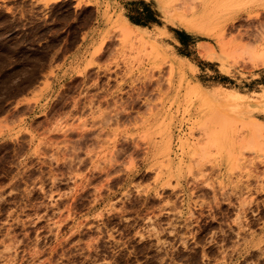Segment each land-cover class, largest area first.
I'll return each instance as SVG.
<instances>
[{
	"label": "rangeland",
	"instance_id": "374dc122",
	"mask_svg": "<svg viewBox=\"0 0 264 264\" xmlns=\"http://www.w3.org/2000/svg\"><path fill=\"white\" fill-rule=\"evenodd\" d=\"M239 1L209 35L169 15L201 0L155 4L169 41L123 4L0 0V264H264V0Z\"/></svg>",
	"mask_w": 264,
	"mask_h": 264
},
{
	"label": "bare ground",
	"instance_id": "6f19581e",
	"mask_svg": "<svg viewBox=\"0 0 264 264\" xmlns=\"http://www.w3.org/2000/svg\"><path fill=\"white\" fill-rule=\"evenodd\" d=\"M54 1H57V0H54ZM168 1V0H167ZM239 1V0H238ZM238 1L237 0H201V6H200V10L199 11H193V8L196 6L195 4H193V8L191 9L193 12H190V13H192V14H190V13H187V12H189L188 10H186V8H188V7H186L185 8V10L187 11H181V12H178V13H175V11L173 10V12L171 11V14H170V11H169V15L171 16V19H172V21L177 25V26H179V27H181V28H183V29H185L186 31H189V32H192V33H199V34H203V35H209L210 33V31H207L208 30V28L206 29V27L207 26H209L210 25V23H212L215 19H219V17L223 14L224 15V12H225V14H226V12L228 11V10H230V11H232L233 10V8L234 7H236L239 3H240V1H239V3H238ZM238 3V4H237ZM242 3V2H241ZM241 3H240V7H241ZM161 5H164V7L165 6H169V4H161ZM171 6L173 5V4H170ZM195 5V6H194ZM243 5H245V4H242V6ZM175 6H177V5H174V7ZM178 7H180V6H178ZM198 7V6H197ZM239 7V5L237 6V10H235V11H238V8H240ZM190 8V7H189ZM242 8V7H241ZM176 9V8H175ZM178 9V8H177ZM180 9V8H179ZM195 9V8H194ZM166 12V11H165ZM167 14H168V12H166ZM229 13V12H228ZM191 15V16H190ZM229 15V14H228ZM224 17H225V15H224ZM224 17H223V19H224ZM221 18V17H220ZM226 18V17H225ZM218 21V20H217ZM212 26V25H211ZM214 26V25H213ZM217 27V26H216ZM223 27V26H222ZM211 31L213 30V29H210ZM38 91V90H37ZM79 105V104H78ZM77 105V106H78ZM147 105V104H146ZM74 107H76V106H74ZM146 107V106H145ZM214 107V106H213ZM32 108V107H31ZM100 108V107H99ZM66 110V109H65ZM215 110H219V109H215ZM126 111V110H125ZM117 112V111H116ZM122 112V111H121ZM124 112V111H123ZM221 114H222V112H221ZM217 115V113L216 114H213V113H211L210 115H209V117L207 118L208 119V121H207V123H205L203 126L205 127V128H207V127H209L210 125H212L211 123H213V122H215L216 121V125H217V122L219 123V125H220V129H218L217 128V131H214V130H212V129H210V133L209 132H207V134H213L214 136V139H213V144L214 145H218V149H219V153L221 154V155H225L226 157H227V159H228V161L229 160H231L232 159V150H233V148H232V139L231 138H229L228 137V135H226L225 133H223V131H224V127H225V121L224 122H222V120L224 119L225 120V118H227L228 120H227V122H229V120L231 119H229V117H226L228 114L227 113H225L224 112V114H226V116L224 115V114H222V115ZM201 115V114H200ZM117 117V116H116ZM202 118V117H201ZM37 121V120H36ZM232 121V120H231ZM231 121H230V123H231ZM226 122V123H227ZM223 123V124H222ZM229 123V124H230ZM56 125V124H55ZM219 125H218V127H219ZM227 125V124H226ZM59 127V126H58ZM216 127V126H215ZM57 128V127H56ZM249 130H250V133L251 134H255V137L258 139L259 138V131L260 130H263L264 131V124H262V123H260L259 121H255L251 126H250V128H249ZM65 131V130H64ZM63 131V132H64ZM214 131V132H213ZM263 131H261V132H263ZM160 134V133H159ZM236 134V133H235ZM209 135H206L205 134V136L206 137H211V136H209ZM255 137H252V135L250 136V138H248V140L250 141V143L251 142H253V141H251V140H253V139H256ZM51 138V137H50ZM253 138V139H252ZM52 139V138H51ZM164 139V138H163ZM208 139V138H207ZM244 139V138H243ZM243 139L242 140H239V141H243ZM49 140V139H48ZM212 140V139H211ZM259 140V139H258ZM258 140H257V142H258ZM261 140V139H260ZM51 141V140H50ZM236 141V140H235ZM146 142H147V144H148V147H149V151L146 153V159L148 160V159H151V158H153V157H156V156H165V155H168V152H169V143H168V141H165V142H155L154 140H153V138L152 137H148L147 138V140H146ZM247 142V141H246ZM136 143V142H135ZM237 143H238V141H237ZM261 143V142H260ZM262 144V143H261ZM139 145V144H138ZM136 146V145H135ZM145 146V145H144ZM141 147V146H140ZM146 148V147H145ZM138 149V148H137ZM242 149V148H241ZM140 150V149H139ZM145 152V151H144ZM234 152V151H233ZM217 154H218V152H217ZM130 155H131V153H130ZM236 156V155H235ZM235 158V157H234ZM239 159V158H238ZM237 159V160H238ZM166 160V159H165ZM150 161V160H149ZM233 161V160H232ZM111 166V165H110ZM231 166H233V165H231ZM113 168V167H112ZM116 169V168H115ZM102 170V169H101ZM116 171V170H115ZM117 171H119V170H117ZM108 172V171H107ZM104 174V173H103ZM106 175H109V173H107ZM109 181V180H108ZM108 183V182H107ZM95 189V188H94ZM94 191V190H93ZM98 193V192H97ZM95 194V193H94ZM95 200H97V198L95 197L94 198ZM94 201V200H93ZM96 204V203H95ZM10 247V246H9ZM247 247V246H246ZM11 248V247H10ZM10 248H8V249H10ZM7 249V250H8ZM12 249V248H11ZM55 249V248H54ZM9 251H11V250H9ZM52 251V250H51ZM38 252V251H37ZM53 252V251H52ZM15 253V252H14ZM52 254H50V256H51ZM9 258H11V256L9 257ZM14 259V258H13ZM12 259V260H13ZM10 261V260H9ZM13 261H15V260H13ZM13 261H11V262H13ZM51 262V261H50ZM49 262V263H50ZM9 263V262H8ZM41 263H42V261H41ZM43 263H45V262H43Z\"/></svg>",
	"mask_w": 264,
	"mask_h": 264
},
{
	"label": "crops",
	"instance_id": "0c3cea01",
	"mask_svg": "<svg viewBox=\"0 0 264 264\" xmlns=\"http://www.w3.org/2000/svg\"><path fill=\"white\" fill-rule=\"evenodd\" d=\"M168 3L167 0H100V4H109L110 9L115 8V4H123L124 11H131L130 21L127 17L130 26L143 34H151L155 36L157 33L163 32L164 40L172 41L173 35L171 30L170 20L166 21L163 16L159 15V11L155 4ZM162 22V26L160 23ZM175 34V33H174ZM177 36V35H176ZM165 42V41H164ZM264 78V73L262 74ZM264 89V87H263ZM264 95V90H263Z\"/></svg>",
	"mask_w": 264,
	"mask_h": 264
}]
</instances>
